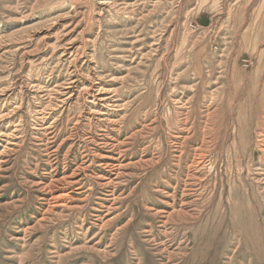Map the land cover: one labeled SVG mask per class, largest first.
Returning <instances> with one entry per match:
<instances>
[{
	"label": "rangeland",
	"instance_id": "374dc122",
	"mask_svg": "<svg viewBox=\"0 0 264 264\" xmlns=\"http://www.w3.org/2000/svg\"><path fill=\"white\" fill-rule=\"evenodd\" d=\"M0 264H264V0H0Z\"/></svg>",
	"mask_w": 264,
	"mask_h": 264
}]
</instances>
